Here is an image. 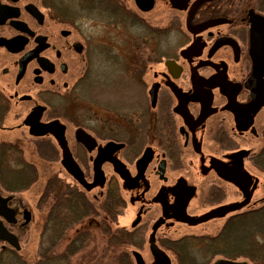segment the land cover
I'll use <instances>...</instances> for the list:
<instances>
[{"label": "flooded vegetation", "instance_id": "1", "mask_svg": "<svg viewBox=\"0 0 264 264\" xmlns=\"http://www.w3.org/2000/svg\"><path fill=\"white\" fill-rule=\"evenodd\" d=\"M108 1L0 0V264H264V0Z\"/></svg>", "mask_w": 264, "mask_h": 264}, {"label": "rangeland", "instance_id": "2", "mask_svg": "<svg viewBox=\"0 0 264 264\" xmlns=\"http://www.w3.org/2000/svg\"><path fill=\"white\" fill-rule=\"evenodd\" d=\"M132 0H125L126 4L130 7H132L131 2ZM108 13L102 14L101 11L98 10V8L96 7V11H95V27H96V40L97 43H103V45H101L103 48H105L104 45L107 46V48L110 50V44L114 45L116 42H114L113 36L117 35V32L112 30L110 25H107V19H105V16H107ZM168 14H166V20H168L167 16ZM165 20V19H164ZM109 26V27H108ZM119 35H121V32L119 30L118 32ZM118 40V38H117ZM105 41V42H104ZM113 41V42H112ZM118 47V51L121 53H125L124 49L120 48V44H117ZM128 51V50H127ZM115 52V51H114ZM120 68H122V66H119ZM50 175L56 174L53 170H49ZM224 189H225V197H224V202H230V201H234L236 197H238L237 195V191L236 188L231 185V184H227L224 183ZM220 192H222V190H220ZM123 222V221H122ZM33 231L29 234L28 238L25 239L24 242V251L30 254H36V256H39L40 251L42 246L46 247V245H48L49 242V236L48 234H43L44 231V226L41 229V226L38 227V229H36V226L32 227ZM225 237L228 236V227L225 230L224 233ZM125 235H118L112 244V255L110 258L107 259L106 264H131L132 262V258L129 256L128 254V250L133 247L134 245V241L132 239V237H124ZM242 245H246L248 244V240L247 238H242ZM117 242H120L119 244H117ZM99 246L97 245V243L93 244V247L87 249L86 251H90V252H84L82 255V262H84L83 264H87L89 262H93L95 261V258L98 256V252L100 254V250H98ZM241 252L243 251V249L240 250ZM142 252L144 255L147 254L146 249L143 248ZM102 254V253H101ZM128 254V256H127ZM225 254L227 255H232V256H237V253H233V251H226ZM258 256V255H257ZM147 257V256H146ZM149 258V256L147 257ZM74 260V259H73ZM177 264V262H176Z\"/></svg>", "mask_w": 264, "mask_h": 264}, {"label": "water", "instance_id": "3", "mask_svg": "<svg viewBox=\"0 0 264 264\" xmlns=\"http://www.w3.org/2000/svg\"><path fill=\"white\" fill-rule=\"evenodd\" d=\"M137 1L140 4V6L142 7V9H144V10H149L152 7V4H151L150 0H137ZM182 1L183 0H171L172 4L175 7H178V8H181L182 7V5H183V4H181V3H183ZM263 65H264V60L259 59L258 62H257V70H258V66L261 69L263 67ZM50 126L51 125H48V127H50ZM69 169H70V171L72 173H74V174L76 173V169L71 168V167ZM226 170L227 169L220 168V172L221 173H224V174H229L230 173V175H232L238 182L242 183L240 177L235 172H228ZM245 188H246V190L248 189L247 186H245ZM239 206L240 205L223 207V208L220 209V215H222L223 213H225V212H227L229 210H232V209H234L236 207H239ZM153 251H154L153 252L154 253V256L156 257V259L158 261V264H170V261H169L168 257L162 251L158 250L155 247H154V250ZM138 260H139V264H144V262L142 261L141 256H139V255H138ZM217 264H246V263H238V262H232V261H227V260H220V262H218Z\"/></svg>", "mask_w": 264, "mask_h": 264}, {"label": "trees", "instance_id": "4", "mask_svg": "<svg viewBox=\"0 0 264 264\" xmlns=\"http://www.w3.org/2000/svg\"><path fill=\"white\" fill-rule=\"evenodd\" d=\"M96 7L98 8L99 11H101L102 14H105V13L109 14V11L113 10L112 5H110L108 0H97ZM114 12L118 14L119 10H117V12L116 11ZM107 16H105V19L107 18Z\"/></svg>", "mask_w": 264, "mask_h": 264}]
</instances>
